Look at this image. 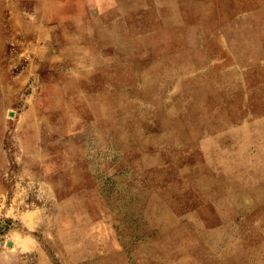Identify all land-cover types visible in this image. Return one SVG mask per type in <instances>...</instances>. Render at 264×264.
Masks as SVG:
<instances>
[{
	"label": "rangeland",
	"instance_id": "obj_1",
	"mask_svg": "<svg viewBox=\"0 0 264 264\" xmlns=\"http://www.w3.org/2000/svg\"><path fill=\"white\" fill-rule=\"evenodd\" d=\"M50 4L0 33V264H264V0Z\"/></svg>",
	"mask_w": 264,
	"mask_h": 264
},
{
	"label": "crops",
	"instance_id": "obj_2",
	"mask_svg": "<svg viewBox=\"0 0 264 264\" xmlns=\"http://www.w3.org/2000/svg\"><path fill=\"white\" fill-rule=\"evenodd\" d=\"M30 1L31 0H5V3H3L5 8H2L6 12V18L0 20V33L3 32V29H6L8 36L7 41L4 40L2 42H9L11 38H16V35L12 34L10 30L16 29L15 32L17 34H19V30L21 32V37L19 38V36H17L15 39L17 43L20 41L22 42V39H24L26 44H45L46 46V44L50 45L51 43H55L56 37L58 36L57 29L59 30L62 26L61 22L56 19V16H61L60 11H58L56 5L53 4L49 5V7H52L51 9H47V0H32V3ZM55 1L56 0H54V2ZM65 13L68 12L65 10ZM30 27L37 29L35 30L36 35L29 34L28 30ZM46 31L49 34L50 40L46 35ZM47 52L48 51H45L43 57H41L42 54L40 53V57L37 56V58L48 59ZM33 53L34 52H32V55H29L31 58H35ZM22 237H16L19 241L18 246L21 251L28 250L29 247L27 245L32 247L33 243L29 239H25V237L21 239ZM11 244L13 243L11 242Z\"/></svg>",
	"mask_w": 264,
	"mask_h": 264
},
{
	"label": "bare ground",
	"instance_id": "obj_3",
	"mask_svg": "<svg viewBox=\"0 0 264 264\" xmlns=\"http://www.w3.org/2000/svg\"><path fill=\"white\" fill-rule=\"evenodd\" d=\"M208 90H210V89H208ZM207 91V90H206ZM225 91H226V89H225ZM229 91V90H228ZM208 93H210V92H208ZM212 95V94H211ZM206 96V95H205ZM216 99V98H215ZM207 100V99H206ZM227 100H228V98H227ZM229 100H230V98H229ZM215 101V100H214ZM203 103H204V100H203ZM206 106V105H205ZM213 106V105H212ZM212 106H210L211 108H212ZM209 111V110H208ZM214 111V110H213ZM206 114V113H205ZM210 114H212V113H210ZM219 120V119H218ZM218 120H216V121H218ZM215 121V122H216ZM175 122V121H174ZM177 122V121H176ZM176 122H175V124H176ZM207 122V121H206ZM220 123V122H219ZM206 126V125H205ZM209 126V125H208ZM183 129V128H182ZM205 134V133H204ZM205 138V137H204ZM208 138V137H207ZM219 142V141H218ZM218 145V144H217ZM219 147V146H218ZM219 149V148H218ZM221 149V148H220ZM223 149V148H222ZM216 151V150H215ZM219 153V152H218ZM221 153V152H220ZM209 158V157H208ZM213 161V160H212ZM220 161V160H219ZM218 161V162H219ZM196 162H197V160H196ZM226 162V161H225ZM206 165V164H205ZM213 166V165H212Z\"/></svg>",
	"mask_w": 264,
	"mask_h": 264
}]
</instances>
